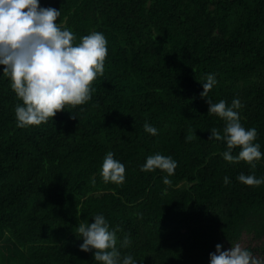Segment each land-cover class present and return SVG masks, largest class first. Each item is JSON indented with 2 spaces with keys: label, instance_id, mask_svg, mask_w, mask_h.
Masks as SVG:
<instances>
[{
  "label": "trees",
  "instance_id": "obj_1",
  "mask_svg": "<svg viewBox=\"0 0 264 264\" xmlns=\"http://www.w3.org/2000/svg\"><path fill=\"white\" fill-rule=\"evenodd\" d=\"M40 4L60 9L57 22L75 43L102 32L108 52L89 102L25 128L14 111L22 101L0 66V264H97L79 249L77 232L97 214L118 226V246L130 237L121 253L137 264H209L217 243H239L264 260V184L237 180L264 177V157L254 169L225 161V143L209 140L224 121L200 96L214 74L208 98H238L241 123L257 130L264 153V0ZM145 122L158 134L146 133ZM190 131L196 136L186 142ZM109 151L125 166L120 185L100 175ZM155 153L177 162L170 185L166 173L140 170Z\"/></svg>",
  "mask_w": 264,
  "mask_h": 264
},
{
  "label": "clouds",
  "instance_id": "obj_2",
  "mask_svg": "<svg viewBox=\"0 0 264 264\" xmlns=\"http://www.w3.org/2000/svg\"><path fill=\"white\" fill-rule=\"evenodd\" d=\"M60 15V9L43 7L40 0H0V66H3L2 75L9 78L11 89L22 101L14 109L17 127L39 126L47 123L49 118L53 119L57 112L66 110V106L74 108L86 104L96 90L92 82L104 73L108 52L104 34L93 31L75 43V34L66 27L61 28L57 22ZM216 82L215 75L209 73L201 83L200 96L208 104V114H215L224 121L222 132L209 129V140L225 143L226 150L221 153L225 161L243 160L254 169L264 157L260 144L255 142L257 130L242 125L238 110L243 105L238 98L230 105L224 100L213 103L208 98ZM143 128L152 136L158 134V130L147 122ZM193 136H196L195 132L190 131L184 137L185 141H191ZM236 147L240 150L234 156L232 151ZM176 167L177 162L171 156L155 153L145 158L140 170H160L167 174L163 183L170 185L168 177L174 174ZM100 175L105 183L120 185L126 179L125 166L109 151L103 158ZM223 180L224 184L230 183L227 176ZM237 180L247 186L264 184V177L243 173ZM92 220V223H78L81 251L92 252L97 264H137L132 255L121 253V249L131 245L128 235L118 246V226L111 228L102 214L93 216ZM222 248L220 243L215 245V251L209 253V264H264V260L256 258L239 243H231L228 249Z\"/></svg>",
  "mask_w": 264,
  "mask_h": 264
}]
</instances>
